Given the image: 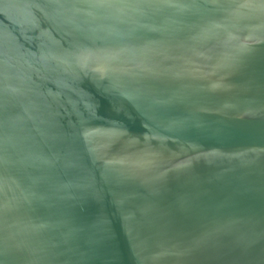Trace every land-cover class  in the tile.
<instances>
[{
    "label": "water",
    "instance_id": "95a60500",
    "mask_svg": "<svg viewBox=\"0 0 264 264\" xmlns=\"http://www.w3.org/2000/svg\"><path fill=\"white\" fill-rule=\"evenodd\" d=\"M0 264H264V0H0Z\"/></svg>",
    "mask_w": 264,
    "mask_h": 264
}]
</instances>
